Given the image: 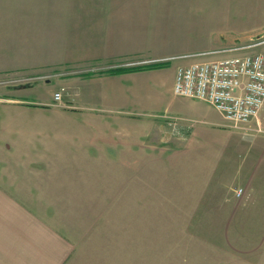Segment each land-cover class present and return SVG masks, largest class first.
I'll use <instances>...</instances> for the list:
<instances>
[{
  "label": "crops",
  "instance_id": "0c3cea01",
  "mask_svg": "<svg viewBox=\"0 0 264 264\" xmlns=\"http://www.w3.org/2000/svg\"><path fill=\"white\" fill-rule=\"evenodd\" d=\"M179 1L68 0L63 7L40 6L35 29L44 28L43 14L51 18L48 47L59 38L61 53L44 59L40 52L20 53L10 67L7 40H0V72L20 70L35 79L26 87L5 88L0 97V264H154V248L136 240L140 221L148 237L155 227L153 184L195 191L190 211L196 212L219 184L251 181L252 159L245 158L242 136L210 103L173 92L178 66L236 54L215 49L219 33L204 37L209 28H223V7L190 10ZM249 8L264 14V0H251ZM188 11L199 12L200 29H191L199 31L197 42L188 39L191 30L182 15ZM12 19L26 25L21 17ZM41 33L32 45L42 52ZM195 43L205 46L193 51ZM161 61L160 67L107 71ZM89 62L103 65L83 66ZM46 75L61 90V104L53 96L47 102L20 96L36 91L37 78ZM160 109L180 118L175 131L163 113L152 115ZM75 184L114 193L105 192L94 210L88 192L76 191ZM132 184L147 188L143 201Z\"/></svg>",
  "mask_w": 264,
  "mask_h": 264
},
{
  "label": "rangeland",
  "instance_id": "374dc122",
  "mask_svg": "<svg viewBox=\"0 0 264 264\" xmlns=\"http://www.w3.org/2000/svg\"><path fill=\"white\" fill-rule=\"evenodd\" d=\"M250 1L180 0L179 5L188 7L190 10H194L199 5L211 7L213 10L223 7V9L220 8V13H223L224 17V20L221 19L223 28L216 30L209 28L204 37L208 39L212 31L215 36L219 33L220 38L215 45V49H219L218 52L230 50L236 54H244L264 51V26H262L264 14L261 9L251 10ZM67 3L68 0H0V40H7V61L12 62L8 63L7 67L13 64L14 61H11L13 58V60L18 59L20 53L33 52L37 55L40 52L39 56L43 59L46 55L61 53L59 38L53 41L54 48L48 47L51 45L53 35L50 27L51 18L46 21V16L43 14L44 28L39 30L35 29L37 21L34 19L40 6L46 8L47 5L53 4L63 7ZM157 5L160 6L161 2H157ZM197 13L188 11L182 14L187 16L190 30L200 29L201 24L198 23ZM48 14L50 17L51 13ZM10 17H21L23 21H26L24 23L26 25L14 23V19L10 22ZM259 24L261 26H258ZM227 25L230 27L228 28ZM192 31L194 30L190 31L188 39L197 42L200 38L199 31L197 34ZM37 33L43 36L44 50L42 52L32 45L39 41L36 38ZM12 36L14 39L10 40ZM250 45L253 46L250 47ZM0 46L4 44L0 43ZM204 46L196 44L192 50L201 51ZM45 62L47 61H43ZM102 65V62L83 64L85 67ZM37 79L39 80L35 82L36 91H28L20 96L33 102L51 100L54 91L59 88L55 79L48 75ZM46 79L49 80L48 83H44ZM33 80L35 79L20 70L0 72V97L5 88L26 87L28 82ZM57 91L61 92V90ZM151 113L156 117L159 113L172 115L164 112L163 109L151 110ZM259 119L264 126V106ZM177 125L172 127L167 124L171 132L175 131ZM234 130L242 136L245 158L247 161L252 159V177L248 184H219V187L213 189L209 203L196 206V212L190 211L195 191L181 188L182 186L176 184H153L155 196L153 198L150 194V202L154 199L155 206L151 204L150 207L155 208V227L150 229V237H148L140 221V238L136 237V240L140 246L149 245L154 248L150 258L154 264H264V132H257L254 129ZM131 186L136 193L139 192L140 202L148 196L147 188L143 187L144 184H132L130 190ZM75 187L76 191L80 189L88 192L86 196L93 199L89 201V204L94 210L98 209L99 198H104L105 192L109 197L111 192L114 193V189L111 190L110 187L100 189L95 184L91 187L89 184H75ZM77 198L83 199V196H77ZM141 210L142 207L140 212ZM141 218L142 214H140V220ZM124 240L125 244L131 243V238ZM133 240L135 243V238L132 239V243ZM140 257L141 261L147 259L146 254L142 252Z\"/></svg>",
  "mask_w": 264,
  "mask_h": 264
},
{
  "label": "built area",
  "instance_id": "2783aa9c",
  "mask_svg": "<svg viewBox=\"0 0 264 264\" xmlns=\"http://www.w3.org/2000/svg\"><path fill=\"white\" fill-rule=\"evenodd\" d=\"M173 92L210 103L230 129L264 132L259 119L264 106V51L180 65ZM53 99L59 103L61 92L56 91ZM162 117L172 127L180 120L167 113Z\"/></svg>",
  "mask_w": 264,
  "mask_h": 264
},
{
  "label": "trees",
  "instance_id": "16d2710c",
  "mask_svg": "<svg viewBox=\"0 0 264 264\" xmlns=\"http://www.w3.org/2000/svg\"><path fill=\"white\" fill-rule=\"evenodd\" d=\"M165 65V62H156L150 65H139V66H132V67H121V68H115L112 70H107L109 72H123V71H134L144 68H150V67H160Z\"/></svg>",
  "mask_w": 264,
  "mask_h": 264
}]
</instances>
